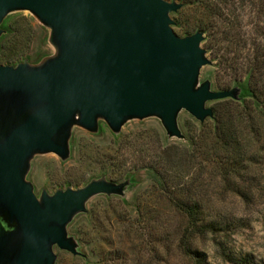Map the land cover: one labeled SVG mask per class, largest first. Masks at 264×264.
<instances>
[{
    "label": "water",
    "instance_id": "1",
    "mask_svg": "<svg viewBox=\"0 0 264 264\" xmlns=\"http://www.w3.org/2000/svg\"><path fill=\"white\" fill-rule=\"evenodd\" d=\"M178 0H0L4 20L27 11L50 29L55 49L39 63L0 64V264H56L55 247L84 256L68 227L97 195H125L130 181L106 176L85 186L40 195L28 179L36 155L67 160L74 127L115 134L130 120L161 119L184 139L179 114L201 123L215 116L208 102L241 98L242 88L215 90L200 81L213 64L205 32L179 35Z\"/></svg>",
    "mask_w": 264,
    "mask_h": 264
},
{
    "label": "rangeland",
    "instance_id": "2",
    "mask_svg": "<svg viewBox=\"0 0 264 264\" xmlns=\"http://www.w3.org/2000/svg\"><path fill=\"white\" fill-rule=\"evenodd\" d=\"M214 2L230 19L221 24L226 31L233 29L243 34L264 24V0ZM183 7L179 10L181 14L179 11L172 14L174 19L180 18L185 23L200 18L209 21L203 11L196 10L197 6ZM12 21L13 32L2 41L0 57L17 53L21 62L28 59L39 63L55 52L49 41L50 29L31 13L14 12ZM211 43L213 53L208 52V56L213 64L202 68L200 81L210 79L213 89L221 90L218 81L228 82L232 71L220 66L219 58L214 56L215 51L222 55L224 51L228 54V50L218 51L217 40ZM243 44L241 41L234 45L241 64L245 63ZM202 46L207 49L204 42ZM245 74V70L238 71L241 77ZM221 100L208 102L207 106L214 111L220 107L226 115L229 103ZM262 117L257 127L264 135ZM178 121L184 139L170 137L157 117L128 121L118 137L105 121L100 122L97 133L76 126L69 159L62 160L55 153L35 156L28 179L38 195L43 188L54 193L59 188L83 187L102 176L115 182H131L130 172L136 174L135 183H130L125 195L100 194L88 202V212L77 215L68 227L85 255L75 256L56 246V264H198L188 250L204 253L203 264H264V161L249 160L254 153H258L257 157L264 156L260 150L263 140H246L240 175L222 177L216 173V160L207 163L197 150V145L204 142L200 138L202 124L212 127V118L201 123L182 110ZM171 146L174 150L165 149ZM150 165L170 172L167 177V186H173L170 194L157 184V174L147 169ZM192 199L203 208L201 224L212 222L214 231L187 232L188 219L177 203Z\"/></svg>",
    "mask_w": 264,
    "mask_h": 264
},
{
    "label": "trees",
    "instance_id": "3",
    "mask_svg": "<svg viewBox=\"0 0 264 264\" xmlns=\"http://www.w3.org/2000/svg\"><path fill=\"white\" fill-rule=\"evenodd\" d=\"M179 1L184 3L183 9L197 6L196 10L199 12L203 11L208 16L209 21L200 18L195 22L185 23L180 18H175V31L183 36L193 34L199 30L204 31L206 39L203 42L206 44L208 52L212 53L211 40H217L219 46L217 50L220 51L226 48L228 54L224 51L220 55V52L215 51L214 57L215 59L219 58L220 66L223 65L226 70L232 71L231 79L224 83L218 81V87L220 89H229L231 86L236 85L242 88L239 100L229 98L220 101H228L229 103V107L226 108L227 112L225 111L226 115H224V111L220 107L215 109V116L212 118L213 126L208 127L206 123L202 124L200 138L204 142L197 145L198 153L202 155L200 158L207 161V163L212 162L211 159L213 158L216 160V173L222 177L238 176L243 170L244 156L246 155V144L243 145V143L247 142L246 140L256 142L263 140L260 150L264 152V135L257 127L258 119L264 116V24L263 26L258 25L255 31L245 32L246 34L235 33L233 29L226 31V29L221 28V24H225L224 21L230 19L226 17L221 10L222 7L218 6L214 0ZM178 13L181 14L180 11ZM260 18L261 16L259 15ZM12 24V14H10L2 24L5 33L0 38V54L3 48L2 41L13 32ZM241 41L244 43L243 47L246 48V53L241 54L245 57V63L243 64L236 56L237 48L234 47L236 43ZM18 55L16 53L5 57L1 56L0 62L16 65L21 62V57ZM239 70H245L246 76H239ZM259 113L262 115H259L261 117L258 116ZM115 136L118 137L119 134H115ZM165 149L171 151L174 150V146ZM218 153L219 155L216 156ZM257 156L258 153H254L249 160L253 162L257 159L258 162L264 161V156L261 154H259V157ZM147 169L157 174L155 175L157 184L161 186L163 191L165 190L167 194H170L173 189L172 185L167 186V177H170V172L168 173L165 169L162 170L160 167L156 168L152 165L148 166ZM135 177L136 174L130 172L131 183H135ZM177 206L180 212L188 219L187 232L195 233L201 230L203 233H207L208 231H214L212 222L211 224H201L203 208L198 202H193L192 199L187 202H178ZM188 252L189 254L193 253L198 264H203L206 261L204 253L201 254L191 250H188Z\"/></svg>",
    "mask_w": 264,
    "mask_h": 264
}]
</instances>
